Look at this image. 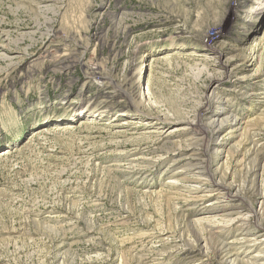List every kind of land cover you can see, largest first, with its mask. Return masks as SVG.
Wrapping results in <instances>:
<instances>
[{
  "label": "rangeland",
  "instance_id": "374dc122",
  "mask_svg": "<svg viewBox=\"0 0 264 264\" xmlns=\"http://www.w3.org/2000/svg\"><path fill=\"white\" fill-rule=\"evenodd\" d=\"M235 263L264 264V0H0V264Z\"/></svg>",
  "mask_w": 264,
  "mask_h": 264
},
{
  "label": "bare ground",
  "instance_id": "6f19581e",
  "mask_svg": "<svg viewBox=\"0 0 264 264\" xmlns=\"http://www.w3.org/2000/svg\"><path fill=\"white\" fill-rule=\"evenodd\" d=\"M260 0H258V2H259ZM262 8H263V6L262 7H260L259 8V14H257L255 17H254V19H256V21H258L259 19V17H261V15H262ZM51 27V26H50ZM170 46H172V48H177V50H183L185 47H186V45H184V44H180V45H177V46H174L173 44H171V45H169V47H166V48H170ZM154 58H156V57H154ZM155 61H158V59H155ZM154 65H152V67H153ZM152 70V69H151ZM104 79L106 78L105 76L103 77ZM110 82V81H109ZM141 84H144V82L142 83V82H140L139 83V86L141 85ZM123 85V84H122ZM127 90V89H126ZM130 95V94H129ZM130 99H132V98H130ZM134 101V100H133ZM131 102V101H130ZM133 104V103H132ZM135 106H137V109H145V106H143V104H140V103H138V104H136ZM147 108V107H146ZM79 112H84L85 114L87 113V112H92V111H90V110H86L85 108H80V111ZM95 113L94 114H92L91 116H99V115H101V112L100 111H94ZM91 114V113H90ZM134 113L132 112V111H126V112H120L118 115L119 116H124V115H126V116H128V115H133ZM117 119V118H116ZM119 119V118H118ZM57 129V128H56ZM9 151V150H8ZM5 152H7V151H5ZM8 153V152H7ZM5 155V154H4ZM260 254V253H259ZM259 256V255H258ZM255 257V256H254ZM234 263V262H233ZM236 264V263H235ZM239 264H241V263H239Z\"/></svg>",
  "mask_w": 264,
  "mask_h": 264
}]
</instances>
